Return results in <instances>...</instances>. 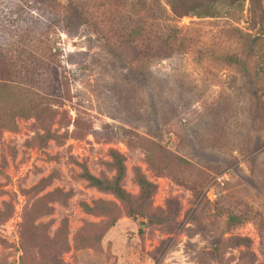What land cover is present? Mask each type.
<instances>
[{"label": "rangeland", "instance_id": "1", "mask_svg": "<svg viewBox=\"0 0 264 264\" xmlns=\"http://www.w3.org/2000/svg\"><path fill=\"white\" fill-rule=\"evenodd\" d=\"M23 1L0 0V264H264V0L167 22L181 38L150 64L98 6ZM234 29L258 39L248 75ZM111 151L128 203L80 177L112 179Z\"/></svg>", "mask_w": 264, "mask_h": 264}, {"label": "trees", "instance_id": "2", "mask_svg": "<svg viewBox=\"0 0 264 264\" xmlns=\"http://www.w3.org/2000/svg\"><path fill=\"white\" fill-rule=\"evenodd\" d=\"M73 10H83L85 7H94L102 8L104 14V20L106 23H113L119 27L122 26L123 21H125V27L121 32H117L115 29L111 33L112 38L117 40H124L129 42L133 48H141L140 45L143 41L146 42V50L144 51V56L147 63L155 62L164 58L171 57L174 53V43L178 42L181 38V29L174 27L171 28L167 25V22L175 23L184 16L190 14L196 15L198 18L205 17H218L220 14L218 6L241 7L243 2L248 1L249 3V12L251 16L254 15L256 10L259 7V2L261 0H164V4L169 7V14L161 4L160 0H150L148 5L143 11H139L134 7V0H128V5L126 7L123 5L126 10L125 17L123 19V12L116 3L110 5L109 1L108 8L112 6L113 12L111 18H107L105 9L103 8L106 4L100 3L98 0H65ZM57 4L59 0H24L21 3L22 14L26 13L27 10L32 9H41L45 4ZM123 2V1H122ZM123 4H126L123 2ZM104 9V10H103ZM108 11V10H106ZM115 18L114 22H111V19ZM128 23L130 27L128 28ZM133 24V26H131ZM113 26V25H112ZM114 28V27H113ZM238 34V38L242 39L247 46L246 51L241 52L240 56L237 55H228L230 62L228 66L234 67L240 72V74L248 75V62L249 54L251 53V47L254 46L257 38H252L248 34H243L240 30H233ZM51 49H53L51 47ZM111 51V50H109ZM115 49H112V53ZM245 53V56H243ZM149 67V66H148ZM8 78V76H4ZM9 81V80H8ZM11 81V80H10ZM111 158L113 160L112 166L115 170V175L112 179H106L101 177H96L92 175L85 165L82 166V173L80 177L85 180L90 187L97 189L100 192L110 193L115 198L121 202L128 203L131 201V196L124 190L122 182L125 178V158L123 155L118 152L111 151ZM136 182L140 189L139 200L141 203L149 202L156 191V186L149 182L138 170L135 172ZM101 206H98L100 209H103L105 202H100ZM141 206V205H140ZM86 211H93L94 208L84 205ZM237 218L233 215H230L228 218L229 223H237ZM241 240L239 243H246ZM221 243L214 242L213 250L219 248ZM214 250V251H215Z\"/></svg>", "mask_w": 264, "mask_h": 264}]
</instances>
